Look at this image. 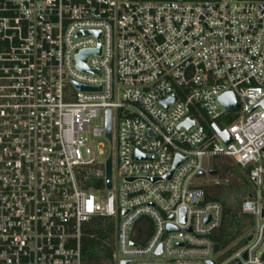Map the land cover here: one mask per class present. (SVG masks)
I'll use <instances>...</instances> for the list:
<instances>
[{"label": "built area", "instance_id": "built-area-1", "mask_svg": "<svg viewBox=\"0 0 264 264\" xmlns=\"http://www.w3.org/2000/svg\"><path fill=\"white\" fill-rule=\"evenodd\" d=\"M219 157L248 169L241 213L258 219L224 246ZM263 212L264 0H0V264H85L99 215L116 221L109 264H264Z\"/></svg>", "mask_w": 264, "mask_h": 264}, {"label": "trees", "instance_id": "trees-1", "mask_svg": "<svg viewBox=\"0 0 264 264\" xmlns=\"http://www.w3.org/2000/svg\"><path fill=\"white\" fill-rule=\"evenodd\" d=\"M246 171L248 174V169ZM243 178L245 185L248 186L247 178ZM245 192H247V197V189ZM209 197L221 201L225 208L223 225L214 236V239L224 246L245 233L248 216L241 213V201H235L233 207L224 197L212 195ZM115 226V219L100 215L93 217L90 222L84 225L81 249L85 264L110 263L115 244Z\"/></svg>", "mask_w": 264, "mask_h": 264}, {"label": "rangeland", "instance_id": "rangeland-1", "mask_svg": "<svg viewBox=\"0 0 264 264\" xmlns=\"http://www.w3.org/2000/svg\"><path fill=\"white\" fill-rule=\"evenodd\" d=\"M209 127H211V123L209 121H207ZM96 123H99L100 125H102L103 123V119L99 118L95 121H93V125H95ZM96 144L99 146L100 149L103 150L104 154L101 155L99 157V159H102L103 161H105L110 155L114 156V161H115V155H114V138L113 140H111L109 137H99L96 139ZM98 154V151H95ZM215 162V165H217L220 168V173L221 175H225L228 176L230 178V183L229 184H222L219 186H213L210 185V190H211V194H213L214 196H221L224 197V199H226L229 203V205L234 207L235 201H241L246 197V189L247 191H252L253 190V185H254V181L251 179V177L249 176V174H247V171L245 168L241 167V166H237L232 160L230 159H224V158H218V159H214L213 160ZM114 169L115 168V162H114ZM213 177V176H212ZM247 178L248 181V186L245 185V180L244 178ZM204 181L207 180V177H203ZM108 191H101V192H97V194L101 197V198H105L107 195ZM258 219L257 217H248L247 220V227L246 229H250V230H254L256 225H257ZM248 230H246L245 232H247ZM246 242V239H240L239 240V246H242L244 243ZM236 249V247L234 248ZM233 251L223 255V259H227L230 254Z\"/></svg>", "mask_w": 264, "mask_h": 264}, {"label": "water", "instance_id": "water-1", "mask_svg": "<svg viewBox=\"0 0 264 264\" xmlns=\"http://www.w3.org/2000/svg\"><path fill=\"white\" fill-rule=\"evenodd\" d=\"M97 34L100 36L101 32L98 31ZM95 52L100 53L101 52V46H99L97 49H93V50H84L81 52V54L78 55L79 66L82 69L89 70L88 66H87V59H88L90 54L95 53ZM79 87L83 90H93L94 89V88L80 86V85H79ZM98 89H101V87H99ZM175 99H176V96H172L170 99L166 100L165 103L168 105V104H170V102H172ZM220 101L229 110L238 109V107H239L236 96L233 92H228V93L223 94L220 97ZM193 124H195L194 121L187 120L186 122L181 124V127L182 126L191 127ZM213 128L217 132V134L227 143L232 140L229 132L226 129L225 130L220 129V127L218 126L217 123L213 124ZM106 131H107L108 137L112 138V112L110 109L107 110V128H106ZM137 156H138V158H144V159L153 158V156H144L140 152L137 153ZM183 161H184V158L180 155H177L172 171L166 177H164V179L170 178L171 175L173 174L174 170L176 169V167L178 165H180ZM211 173L217 174L218 170H212ZM203 174L204 173L201 172L199 175H203ZM112 184H113V157L109 156V158L106 161V186H107V188L111 189ZM250 196H251V194H250ZM263 215H264V212H263ZM185 220H186V217L183 216V221H185ZM172 229H174V226L170 225L169 230H172ZM248 238L251 239L252 236L250 235ZM220 246H221L220 243H216L215 244V251H218L220 249ZM210 264H215V262L210 261Z\"/></svg>", "mask_w": 264, "mask_h": 264}, {"label": "crops", "instance_id": "crops-1", "mask_svg": "<svg viewBox=\"0 0 264 264\" xmlns=\"http://www.w3.org/2000/svg\"><path fill=\"white\" fill-rule=\"evenodd\" d=\"M217 166V165H216ZM217 168H219L218 166H217ZM219 173H220V171H219ZM249 193V192H248ZM214 196V195H213Z\"/></svg>", "mask_w": 264, "mask_h": 264}]
</instances>
